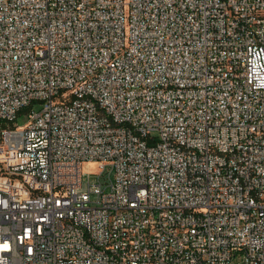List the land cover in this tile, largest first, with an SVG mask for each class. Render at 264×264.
Here are the masks:
<instances>
[{
    "label": "built area",
    "instance_id": "2783aa9c",
    "mask_svg": "<svg viewBox=\"0 0 264 264\" xmlns=\"http://www.w3.org/2000/svg\"><path fill=\"white\" fill-rule=\"evenodd\" d=\"M0 264H264V0H0Z\"/></svg>",
    "mask_w": 264,
    "mask_h": 264
},
{
    "label": "rangeland",
    "instance_id": "374dc122",
    "mask_svg": "<svg viewBox=\"0 0 264 264\" xmlns=\"http://www.w3.org/2000/svg\"><path fill=\"white\" fill-rule=\"evenodd\" d=\"M42 108V103L36 102L33 104L32 109L36 112L40 111ZM29 121V113L23 112L20 114L16 119V125L23 126ZM83 171L84 172H90V173H97L99 172V165L98 163H92V164H84L83 165ZM88 178L89 180L93 181L97 179V176H91L88 177L86 174L84 175V185L85 188L88 187ZM240 259L236 260L235 263H238Z\"/></svg>",
    "mask_w": 264,
    "mask_h": 264
}]
</instances>
